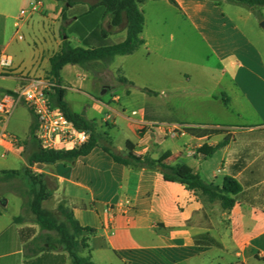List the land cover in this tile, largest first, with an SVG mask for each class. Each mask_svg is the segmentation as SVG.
<instances>
[{
    "label": "crops",
    "instance_id": "crops-1",
    "mask_svg": "<svg viewBox=\"0 0 264 264\" xmlns=\"http://www.w3.org/2000/svg\"><path fill=\"white\" fill-rule=\"evenodd\" d=\"M38 1L34 12L20 15ZM96 2L71 0L64 10L57 0H0V75L14 82L6 95L20 79L47 77L49 59L66 37L72 47L84 48L125 39L126 30L111 27ZM139 9L143 44L106 67L65 65L64 102L66 88L91 92L81 91L90 111L103 116L87 118L85 109L83 117L95 121L100 143L115 153L125 154L130 142L135 155L158 159L168 153L166 164L186 165L206 184L221 188L224 177H233L241 186L233 206L222 209L165 181L157 169L117 164L100 147L70 162L34 164L37 172L54 182L55 194L78 224L95 230L83 234L86 247L79 252L92 264H264V34L256 39L245 28L247 21L258 25L264 17L226 0H147ZM14 30L28 42L16 63L5 53ZM177 42L190 54L188 67L175 71L169 48ZM4 57L11 59L9 66L1 65ZM155 59L163 75L159 93L149 87ZM125 64L133 68L129 74ZM192 70L200 78H192ZM97 93L108 97L96 98ZM185 126L225 133L195 137ZM16 217L1 197L0 264L71 263L61 248L33 255V245H27L39 227Z\"/></svg>",
    "mask_w": 264,
    "mask_h": 264
},
{
    "label": "trees",
    "instance_id": "trees-1",
    "mask_svg": "<svg viewBox=\"0 0 264 264\" xmlns=\"http://www.w3.org/2000/svg\"><path fill=\"white\" fill-rule=\"evenodd\" d=\"M65 5L63 9L71 4V0H57ZM96 5L103 7L105 15L109 18L111 27H121L126 30V37L123 41L116 44H99L93 47H72L67 37L62 41L60 50L50 57V68L47 76L53 81L55 87L51 91H47V96L51 106L59 108L65 116L70 119L76 127L89 131V141L80 148L73 151H50L42 149L35 137L34 128L35 121L30 127V139L35 144L34 150L31 152L28 165L33 164H54L59 161L70 162L78 157L89 154L95 147H100L106 152L112 160L120 165L142 167L149 169H157L165 181L176 182L183 185L188 191L196 196L205 198L208 202H218L222 209H230L234 204V196L237 195L241 186L233 177H224L222 187L219 188L213 184H206L199 175L194 174L186 165L176 164L168 165L164 161L168 158L165 153L158 159L149 156H138L134 154V146L127 142L128 150L125 154L115 153L106 144H102V136L96 132L95 121L86 120L80 114L70 111L64 102L65 90L60 87V72L65 65H76L85 70H92L93 64L99 63L103 67L109 65L115 56L128 55L133 53L143 44L140 37L143 26L144 16L139 9V4L147 0H96ZM173 3V0H169ZM228 3L242 5L249 9L254 7H264V0H226ZM183 130L191 136H214L224 134V130L208 129L204 127H188ZM228 141V136L219 146L224 145ZM31 182L37 185V189L32 190V200L28 207L30 213L34 217V223L39 227V234L28 245L33 255L44 251H51L61 248L66 251L71 259L70 264H92L89 257L79 255L82 248L86 247V235H92L95 230L93 228L81 227L73 218L72 213L62 204L57 206L59 213L63 215V220L58 221L48 211L42 207V202L48 196V186L41 175H34L29 169L26 171ZM7 174H16L15 171ZM16 222L21 221V217L14 218ZM56 233L57 237L52 238L50 233Z\"/></svg>",
    "mask_w": 264,
    "mask_h": 264
},
{
    "label": "rangeland",
    "instance_id": "rangeland-1",
    "mask_svg": "<svg viewBox=\"0 0 264 264\" xmlns=\"http://www.w3.org/2000/svg\"><path fill=\"white\" fill-rule=\"evenodd\" d=\"M234 8H239L242 12L251 11L256 17H264V7H254L249 9L242 5L234 4ZM245 14V13H244ZM254 22V23H253ZM246 30L257 39L260 36V32L264 34V27L261 24H256L254 20H249L246 22ZM16 30V29H15ZM14 30V33H15ZM22 36L23 40H18L16 34H14V41L11 43L8 50L5 52L6 55H12L14 62L16 63L18 58L22 55H25L22 48L27 45V37L23 32L18 33ZM178 43V42H177ZM176 45H173L169 48L170 57L176 60L177 64L171 62L172 69L178 71V69H183L187 65L184 63L189 59V49L181 44L180 42ZM21 51H23L21 53ZM178 60V61H177ZM182 61V63L179 62ZM179 62V64H178ZM175 65V67H174ZM126 73H130L132 66L130 64H125ZM188 67V66H187ZM96 68V67H95ZM174 71V72H175ZM192 78H200V74L192 70ZM7 73H2L0 75V97L6 95L5 92L7 89H11L14 86V82L8 78ZM24 77H32L25 74ZM35 79V78H34ZM43 80L53 81L47 76ZM163 75L160 67V62L155 59L153 61V82L149 84V87L159 93L162 86ZM199 81V80H198ZM21 84H26L27 80L20 79ZM51 91V90H49ZM81 91H86V93H91L88 90H76L71 88H66L65 102L67 106L74 111L76 114H81L85 109H87L86 117H94L100 119L103 114H96L90 111L88 108L90 105V100L86 94H83ZM12 94V93H10ZM94 95V94H93ZM5 97V96H4ZM96 98H106L108 94H95ZM33 124V116L30 111L27 109L24 103H20L13 110L11 116L6 122V132L17 139V142L10 150L3 151L0 148V199L1 197L5 200H8V212L13 215H18L21 217V221L26 223H34V217L30 213L29 203L32 200V190L37 189V185L31 182V179L27 176L26 170L29 169L30 172L34 175H41L45 180V183L48 186V196L42 202V207L48 211L53 217L58 221L63 220V215L57 210V206L62 204L65 208V200L62 199L58 194H55V184L50 179L49 176L43 173L37 172V165H28V159L31 152L34 150V143L30 139V127ZM112 124V123H111ZM110 126L109 123L105 124V128ZM96 132L102 135V130L97 128ZM119 138H115L114 144L117 145ZM2 153V154H1ZM15 171L16 174H7L8 172ZM259 204L264 205V202H259ZM35 224V223H34ZM40 231V230H39ZM52 238H56L57 235L54 232L50 233Z\"/></svg>",
    "mask_w": 264,
    "mask_h": 264
},
{
    "label": "built area",
    "instance_id": "built-area-1",
    "mask_svg": "<svg viewBox=\"0 0 264 264\" xmlns=\"http://www.w3.org/2000/svg\"><path fill=\"white\" fill-rule=\"evenodd\" d=\"M40 1L28 8L20 10L23 17L27 13L34 12ZM19 23L16 24L18 29ZM18 40L22 36L15 32ZM11 59L4 57L1 65L9 66ZM55 87L49 80L31 79L26 84H21L12 94L0 99V147H12L17 139L6 132V122L13 110L20 103H24L35 121L34 137L38 145L44 150L73 151L85 145L89 141L90 133L80 129L68 119L57 107L51 106L47 91ZM184 128V127H183ZM174 132V131H172Z\"/></svg>",
    "mask_w": 264,
    "mask_h": 264
},
{
    "label": "water",
    "instance_id": "water-1",
    "mask_svg": "<svg viewBox=\"0 0 264 264\" xmlns=\"http://www.w3.org/2000/svg\"><path fill=\"white\" fill-rule=\"evenodd\" d=\"M261 26H262V27H264V22H262V23H261ZM81 115L83 116V115H84V113H81ZM157 169L159 170V169H160V167L158 166V167H157Z\"/></svg>",
    "mask_w": 264,
    "mask_h": 264
}]
</instances>
